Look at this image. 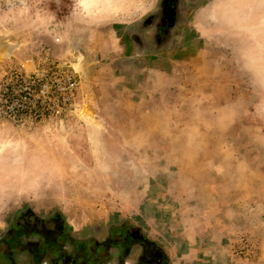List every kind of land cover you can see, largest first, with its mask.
<instances>
[{
  "label": "rangeland",
  "instance_id": "obj_1",
  "mask_svg": "<svg viewBox=\"0 0 264 264\" xmlns=\"http://www.w3.org/2000/svg\"><path fill=\"white\" fill-rule=\"evenodd\" d=\"M25 1L0 18V78L45 51L78 84L60 113H0V228L27 207L127 222L169 264H264V0H199L159 47L140 26L158 0Z\"/></svg>",
  "mask_w": 264,
  "mask_h": 264
},
{
  "label": "flooded vegetation",
  "instance_id": "obj_2",
  "mask_svg": "<svg viewBox=\"0 0 264 264\" xmlns=\"http://www.w3.org/2000/svg\"><path fill=\"white\" fill-rule=\"evenodd\" d=\"M192 1L194 0H158L156 10L140 23L141 29L150 26L154 29L148 44L145 45L144 41L140 40V45L144 44V47L164 45L170 39L174 28L181 21ZM116 223V228L110 232L111 242L107 241L109 245H114L120 251V255H115L116 264H125V258L134 246L138 249V254L130 264H169L162 249L147 238L140 229L127 222ZM1 235L5 238L0 246H3L7 253L0 259V264H16V255H26L23 253L40 255V251L36 253L34 251L44 246L49 249L47 264H85L86 262L95 264V260L103 258L104 252L89 253L86 251L83 253L78 249L71 252L62 251L63 242L60 241L67 239L68 231L62 217L56 213L38 214L26 207L13 214ZM34 235L41 237L43 241L38 244L28 242V240L23 241L24 238L28 239Z\"/></svg>",
  "mask_w": 264,
  "mask_h": 264
},
{
  "label": "built area",
  "instance_id": "obj_3",
  "mask_svg": "<svg viewBox=\"0 0 264 264\" xmlns=\"http://www.w3.org/2000/svg\"><path fill=\"white\" fill-rule=\"evenodd\" d=\"M77 84L75 73L67 66L50 59L45 51L33 53L4 70L0 113L19 125L60 113L71 104Z\"/></svg>",
  "mask_w": 264,
  "mask_h": 264
},
{
  "label": "crops",
  "instance_id": "obj_4",
  "mask_svg": "<svg viewBox=\"0 0 264 264\" xmlns=\"http://www.w3.org/2000/svg\"><path fill=\"white\" fill-rule=\"evenodd\" d=\"M2 1V6L6 7V8H12V9H8V11L6 10H1L0 11V18L4 19V17L9 18V15L13 16L14 12H16L18 10L21 11H26V12H33L34 11V6L31 4H27V2L25 0H1ZM199 0H194L192 1L191 4H196L198 3ZM19 4H22V7L20 9L14 7V6H18ZM193 4V5H194ZM189 5V6H190ZM14 11V12H13ZM30 12V14H31ZM34 13V12H33ZM32 13V14H33ZM187 13L184 12V16H186ZM15 22V20H13L11 22V24H13ZM132 37V36H131ZM143 41V38H141ZM31 47V45H29ZM190 46V45H189ZM183 47V46H181ZM135 48V46H134ZM184 48H188V46H184ZM30 49V48H29ZM180 49V48H179ZM162 50V49H161ZM33 53H35V51H32ZM32 52L30 54H32ZM37 53V52H36ZM130 62V61H128ZM177 64L179 63V60L176 62ZM167 65H173L175 64V61L173 62H166ZM129 65V64H127ZM147 67V68H146ZM132 67H130L127 71H125L128 75V77L130 78H136L138 77L139 73H142L145 69L149 70V71H156L158 69H162V64L161 61H159V59H155L152 58V60L150 61L149 65H146L143 67H141L137 72V75L134 76V72L131 69ZM168 67L166 66V69ZM64 223L66 224V228L68 231V237L66 240L60 241L63 242L62 243V251L64 252H71L74 249H78V250H82L83 253H85L86 251L89 253H103V258L101 257L99 260H95V264H116L117 261L115 260V255H120V251L117 247H115L114 245L110 244L108 242H111L109 240V238L111 237L112 234H110L112 229L116 228V222H104V223H92V224H84L82 226H72L71 223H69L65 218H63ZM4 227L0 228V243L4 240L2 237L1 233L3 231ZM28 240V242H36V244H38L39 242L41 243L43 240L41 239V237L39 236H31L28 239H23V241ZM108 241V242H107ZM48 250L47 248L42 247L40 249H36V251H34V253L40 251V255H31V254H27V253H23L26 255H16L15 257V262L16 264H47L48 261L47 259V255H48ZM101 251V252H100ZM7 252L4 250L3 246H0V259H2L3 257H5ZM138 254V249L134 246L132 248V250L130 251V253L128 254V256L125 258V264H130L132 263L136 256ZM25 256V259H24ZM102 256V255H101ZM30 257V260H28V258ZM30 261V262H29ZM85 264H90V262H86Z\"/></svg>",
  "mask_w": 264,
  "mask_h": 264
}]
</instances>
